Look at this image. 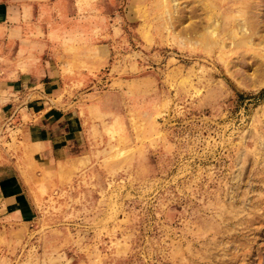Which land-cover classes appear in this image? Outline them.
Listing matches in <instances>:
<instances>
[{
    "label": "rangeland",
    "instance_id": "rangeland-1",
    "mask_svg": "<svg viewBox=\"0 0 264 264\" xmlns=\"http://www.w3.org/2000/svg\"><path fill=\"white\" fill-rule=\"evenodd\" d=\"M37 10L24 65L49 71L77 135L45 166L25 105L0 98V170L30 204L0 221V264H264V0Z\"/></svg>",
    "mask_w": 264,
    "mask_h": 264
},
{
    "label": "crops",
    "instance_id": "crops-1",
    "mask_svg": "<svg viewBox=\"0 0 264 264\" xmlns=\"http://www.w3.org/2000/svg\"><path fill=\"white\" fill-rule=\"evenodd\" d=\"M13 1L0 0V98L13 104L11 96H16L25 105L20 113L25 111L28 118L25 125L21 124L26 140L38 150L36 155L40 163L45 166L58 164L65 160L71 144L76 141L77 121L50 106L48 101L53 97L55 83L42 82L52 77L49 71L24 65L30 48L37 44L28 40V33L37 28L33 23L37 9L49 0L30 3L23 0L25 7ZM24 11H27V19ZM40 46L38 43L35 49ZM22 178L15 168L0 170V221L4 224L21 222L30 215Z\"/></svg>",
    "mask_w": 264,
    "mask_h": 264
},
{
    "label": "bare ground",
    "instance_id": "bare-ground-1",
    "mask_svg": "<svg viewBox=\"0 0 264 264\" xmlns=\"http://www.w3.org/2000/svg\"><path fill=\"white\" fill-rule=\"evenodd\" d=\"M232 34H233V31H232ZM254 36H256V33L253 32V30L250 31L249 33H245L244 32L243 40L250 41ZM234 37H235V34H234ZM232 39H234V38H232ZM214 41H215V44L217 45V47H221L222 48L225 45V39L223 37L217 36Z\"/></svg>",
    "mask_w": 264,
    "mask_h": 264
}]
</instances>
